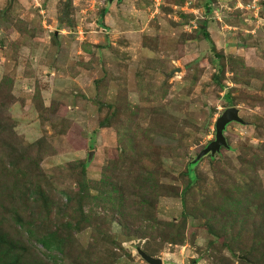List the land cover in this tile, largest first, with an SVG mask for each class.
<instances>
[{"label": "rangeland", "instance_id": "374dc122", "mask_svg": "<svg viewBox=\"0 0 264 264\" xmlns=\"http://www.w3.org/2000/svg\"><path fill=\"white\" fill-rule=\"evenodd\" d=\"M263 3L0 0V158L19 191L0 228L27 248L46 231L63 242L22 259L148 264L140 248L161 264H264ZM229 106L245 123L187 171Z\"/></svg>", "mask_w": 264, "mask_h": 264}, {"label": "trees", "instance_id": "16d2710c", "mask_svg": "<svg viewBox=\"0 0 264 264\" xmlns=\"http://www.w3.org/2000/svg\"><path fill=\"white\" fill-rule=\"evenodd\" d=\"M104 12L105 10L103 9L100 13L101 16L104 15ZM201 31L203 32L204 37L208 39L209 34L206 31L205 27H202ZM216 74L217 73L213 74L215 78H217ZM1 161L2 159L0 160V162ZM196 163L197 162L193 163L192 161H189L187 164V171H190L191 167ZM4 168L5 167L3 166V163L1 162V165H0V205L2 209H7V206L10 205L9 200L14 197H17L19 191H17L16 195H13L12 193H8V189L6 188V186H4L3 175L10 174L11 170L9 168L8 169L6 168L4 169ZM83 185L84 184L82 183L80 184V187H79L80 193L81 191L85 190ZM135 187L137 189L136 193L141 198V202L145 203L146 201H149V198L150 200L156 199V197L153 195L154 189L156 187V183L154 179L150 176V174L143 176V177H139V181ZM14 188L16 189L18 188V181L15 182ZM38 190H42L41 186H39ZM66 199L67 201L71 200V195L67 194ZM257 205L263 206L258 203ZM1 219H3V217H1ZM2 221L3 220H0V223H2ZM37 241L40 242L42 248L39 249L35 245L30 246V248H27L26 246L23 247L19 243H16L15 241H13L12 236L9 233L2 231V229L0 228V264H28V262L25 261V257H23L22 259V256H24L23 255L24 251L29 252V250L32 252L31 254L35 255L37 258L47 259L48 256L44 258L40 255L43 253L47 254L45 250L48 252H52L54 250L61 251L60 245L61 243H63L62 241H59L58 239L54 237L53 231H46L45 233L39 235V238L37 239ZM263 252H264V246L260 248L259 255H257V258L260 257V260L262 263H264Z\"/></svg>", "mask_w": 264, "mask_h": 264}, {"label": "water", "instance_id": "95a60500", "mask_svg": "<svg viewBox=\"0 0 264 264\" xmlns=\"http://www.w3.org/2000/svg\"><path fill=\"white\" fill-rule=\"evenodd\" d=\"M114 1V0H109ZM264 7V3H263ZM240 122L245 123V121L239 116V110L235 106H229L225 108L222 113L215 120V136L203 149H201L195 157L192 159V162H198L206 154H214L220 150L221 147H226L227 142L224 135V130L230 122ZM93 151H89L88 160L91 159ZM139 255L148 263V264H161V259L159 257H153L145 253L142 249L137 248Z\"/></svg>", "mask_w": 264, "mask_h": 264}]
</instances>
